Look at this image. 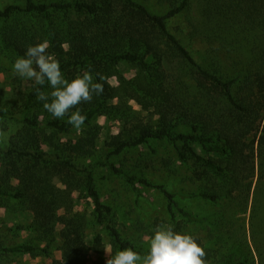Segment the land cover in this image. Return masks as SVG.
I'll list each match as a JSON object with an SVG mask.
<instances>
[{"label": "trees", "instance_id": "1", "mask_svg": "<svg viewBox=\"0 0 264 264\" xmlns=\"http://www.w3.org/2000/svg\"><path fill=\"white\" fill-rule=\"evenodd\" d=\"M144 1L25 0L24 4L0 7V61L23 56L29 45L47 39V51L56 55L69 80L84 70H90L94 79L96 73L111 78L114 67L128 62L136 70L128 81L127 95L151 109L155 118V123H144L114 104L119 88L106 83L103 95L78 105L87 116L84 129L63 147L53 131L70 132L68 117L54 118L35 94L36 87L51 91L47 81L34 86L23 79L22 91L0 95V119L19 125L11 139L0 144V167L6 164L9 176L12 169L20 167L26 182L23 187H0V207L9 206L12 200L26 201L34 219L28 227L31 239L12 246L5 245L0 226V264H7L11 255L48 252L60 225L64 226L60 247L63 257L53 264H85L90 251L98 255L105 252L102 234H87L86 217L73 211L75 202H80L71 197L78 175L84 176L94 223L104 225L116 251L131 247L146 255L149 247L123 235L115 206L105 201L97 186L95 170L99 168L124 179L137 191L144 185L162 193L171 227L176 231L183 232V225L188 224H204L207 232L213 225L223 226L226 215L222 210L214 220L195 214L165 183L153 182L119 160L139 148L156 152L155 145L164 141L173 147L176 161L187 166L183 180L200 184L193 197L247 206L257 159L264 170V0H200L203 20L211 26L202 35L210 41H225L231 28L244 32L258 21L263 48L254 69L236 64L233 72L216 55L197 60L170 31L169 19L183 12L189 0H170L164 13L153 12ZM101 115L121 122L120 131L109 134L104 142V127L94 123ZM261 127L257 149L249 138ZM165 161H169L163 163L169 168L172 161ZM56 176L62 178L65 188L54 186ZM259 211L255 206L252 215L257 263L226 243L217 248L196 236L207 253V264H264V218L259 221Z\"/></svg>", "mask_w": 264, "mask_h": 264}, {"label": "rangeland", "instance_id": "2", "mask_svg": "<svg viewBox=\"0 0 264 264\" xmlns=\"http://www.w3.org/2000/svg\"><path fill=\"white\" fill-rule=\"evenodd\" d=\"M11 3L24 4L25 0H0V7H5ZM144 3L153 12L164 13L169 9L170 0H149L144 1ZM168 24L170 31L182 41L197 60L201 61L205 57L216 55L219 62L226 69L229 68L231 72H233L236 64L245 69L253 70L257 56L263 48L261 44L262 31L258 26V21L254 22L253 26L245 29L244 32L231 28L227 35L229 37L225 41H220L219 39L210 41L204 38L202 33H207V29L211 26H208L203 20L200 0H189L187 8L176 17L169 19ZM220 42L225 43V45ZM17 58H5L0 61L3 64V71L0 72V95L8 96L15 89H21L22 91L24 88H22L24 84L21 82L23 79L18 77L12 68ZM114 68L115 70L113 69V71L115 73L110 78V82L119 88L118 97L113 101L114 104L123 106L144 123H155L152 110L145 109V106L138 104L127 95L129 89L128 81L135 76V66L127 62ZM3 122L6 121L0 119V144H6L11 139V136L19 130V125L10 122L8 127V124ZM94 123L101 124L105 129L102 142L107 139L109 134L118 133L121 128V122L118 119H109L106 115L99 116ZM83 129L84 127L80 130L72 127L68 133H57L56 131H53V133L56 136L55 140L63 144L64 147L70 139L80 135ZM262 129L263 127H261V131L251 135L249 138V141H255L257 149H260L259 140L262 135ZM155 146L156 152H153L148 147L139 148L127 153L119 160L121 159L135 172L148 175V178L153 182L165 183L172 191L180 194L183 205L195 214L207 216L214 220L215 216L222 210V213L224 212L226 215L223 226L213 225L210 228V232H207L202 227L204 224H188L183 225V232H189L194 237L200 236L204 241H210V244L217 248H219L218 245L226 243L227 247L237 248L241 254L247 255L249 259L255 260L257 263L258 256L252 239V215L255 206L260 210L258 213L260 216L259 221L264 218V170L259 165V159H257V172L253 179L247 206L238 203L240 200H244L242 198L236 201L238 204L232 205H229L227 201L222 203L223 200L219 203H210L199 197H193V192L199 191L200 184L197 181L183 180L187 176V166H183L176 161L172 151L173 147L166 141L160 142ZM43 147H47L46 143H43ZM165 160L172 161L168 166L169 168L164 166L163 163L169 162ZM6 166L4 164L0 167V187L9 189L26 186L22 169L20 167L14 169L10 167L12 172H10L9 176L7 173L8 166ZM95 176L97 178V186L105 201L115 206L117 223L126 238H130L144 247H149L148 238L154 235V229L158 225L166 224L171 226V219L166 210L167 201L159 191L144 185H140V191H137L124 179L111 175L103 168L95 170ZM105 176L106 178H104ZM75 181L76 184L72 186L71 197L74 200L79 198L80 202H75L73 211L86 217L88 222L87 234L101 233L105 246H110L113 254H115L114 241L109 232L104 225L94 223V210L90 204V199L86 197V189L83 184L84 176L78 175ZM52 183L56 187L65 188L60 176H56ZM28 211L26 201L12 200L9 206L0 207V226L5 245L12 246L31 239L32 234L28 227L34 223V219ZM18 227L20 228L18 229ZM63 229L64 226L62 225L58 227L48 252L39 253L35 256L29 254L11 255L7 259V264H53L55 260L61 259L63 257V250L60 248ZM261 238L264 240V235ZM43 245L45 244L42 243ZM106 260V252L98 255L90 251L85 264H106Z\"/></svg>", "mask_w": 264, "mask_h": 264}, {"label": "clouds", "instance_id": "3", "mask_svg": "<svg viewBox=\"0 0 264 264\" xmlns=\"http://www.w3.org/2000/svg\"><path fill=\"white\" fill-rule=\"evenodd\" d=\"M63 46V45H62ZM50 42L44 41L29 45L23 56L12 65L13 71L21 79L32 81L34 86L45 85L50 92L36 87L38 101L56 119L68 117L67 123L80 130L87 119L78 105L91 103L94 97L103 95L105 84L110 78L96 73L94 79L90 70L77 72L71 80L65 78L59 60L47 50ZM149 251L141 255L131 247L113 254L110 246L105 247L106 264H207L205 248L189 232L174 230L166 224L158 225L154 235L148 238Z\"/></svg>", "mask_w": 264, "mask_h": 264}]
</instances>
